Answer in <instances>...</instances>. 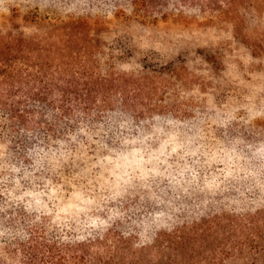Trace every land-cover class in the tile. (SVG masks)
Returning a JSON list of instances; mask_svg holds the SVG:
<instances>
[{"label":"rangeland","instance_id":"obj_1","mask_svg":"<svg viewBox=\"0 0 264 264\" xmlns=\"http://www.w3.org/2000/svg\"><path fill=\"white\" fill-rule=\"evenodd\" d=\"M2 185L101 264H264V0H0Z\"/></svg>","mask_w":264,"mask_h":264},{"label":"trees","instance_id":"obj_2","mask_svg":"<svg viewBox=\"0 0 264 264\" xmlns=\"http://www.w3.org/2000/svg\"><path fill=\"white\" fill-rule=\"evenodd\" d=\"M101 86L87 91L98 93ZM87 93V92H86ZM5 185L0 186V248L19 264H101L88 254L93 242L64 239L40 222L28 218L25 208L10 199ZM0 264L4 261L0 257Z\"/></svg>","mask_w":264,"mask_h":264}]
</instances>
